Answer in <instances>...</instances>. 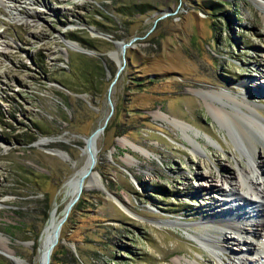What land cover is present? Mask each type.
Masks as SVG:
<instances>
[{
  "label": "rangeland",
  "instance_id": "obj_1",
  "mask_svg": "<svg viewBox=\"0 0 264 264\" xmlns=\"http://www.w3.org/2000/svg\"><path fill=\"white\" fill-rule=\"evenodd\" d=\"M262 86L264 0H0V264H17L7 251L40 264L33 233L63 214L87 172L53 264L250 257L230 229L227 242L198 234L225 211L241 217L225 201L251 207L230 191L235 181H217L223 191L205 179L211 169L219 179L220 162L240 180L238 162L264 158V134L214 109L225 100L246 115L237 97L264 122Z\"/></svg>",
  "mask_w": 264,
  "mask_h": 264
},
{
  "label": "bare ground",
  "instance_id": "obj_2",
  "mask_svg": "<svg viewBox=\"0 0 264 264\" xmlns=\"http://www.w3.org/2000/svg\"><path fill=\"white\" fill-rule=\"evenodd\" d=\"M262 87L264 88V86ZM219 94L224 96L226 100L233 99L231 95H227L225 93H219ZM236 100L240 105V109L243 112H245L246 115H243L242 113L240 114L237 111L234 112L231 108L229 109L230 104L228 105V101L225 100H223L225 102V108H220V107L218 108L217 106L215 107L213 106L217 115L223 119L226 117L225 114L229 113V115L235 118L236 122L239 124L241 129L242 127L245 128L246 126L248 128L250 126L251 128H254L256 131L261 133L263 136L264 122L251 113L252 105L246 104L245 102H243V100H239L237 97ZM228 110L230 112H228ZM247 110L250 112H247ZM243 120L245 121L244 123L238 122ZM99 132H101V130L95 131L94 134L92 135V139L94 138V136L96 137V133ZM94 142L96 141L92 140V145L94 144ZM259 143L260 140L258 138L254 139L253 152H255V149L257 150V148L259 149L261 147ZM219 144L221 145L220 142ZM97 151L98 150L92 153L94 159L96 158ZM94 164H92L91 162L90 168H94L95 166ZM216 165L219 167V169L221 168L225 172L221 173L219 179L216 180L214 170L211 169L210 175L205 179L207 182L206 186L208 188H212V189L219 188L220 190L225 191V189L221 185H219L217 181H220L222 184H224V182L228 183V180L231 179L235 181L232 187L230 188V191H235L232 194L234 196H237L240 200H242L243 205H249L251 207H247L245 209L244 208L239 209L240 207H238L236 204H235L236 206H234V204L232 205L228 201H225L223 204L226 205L227 208L228 206L235 207L234 209L235 211H237L235 213H237V215H241V217L237 218V216L235 215L234 218L233 217L230 218L228 216H232V214L231 213L229 214L228 213L229 211H225L222 214L223 216L219 217L218 219H215L212 222L210 221V222H206L205 224H202L200 226L202 229L199 231L200 234H198V237L201 239V241H204L205 243H209V244H212V242L216 238L219 239L218 241L227 242L226 238H224L226 237L225 235L226 233L222 230L221 227L230 229L231 232L234 233V235H231L230 237L236 244V247L234 249L237 248L240 252H244V253L248 252V254H250V257L247 255H243L239 257V261L236 262L226 261L224 258L221 257L219 264H234V263L244 264V262L245 263L252 262L254 264H264V158L259 157V160H257L254 153L253 162L249 166H244L243 164L238 162L239 165L238 176L242 180L236 179V173H234L232 169L226 168L225 165L222 166L220 162L217 163ZM258 170L261 171V175L257 173ZM87 174L88 172L84 174V178L82 179V181L80 180V182L77 181V178L73 180L76 183V189L77 188L79 189L80 187V192L82 191L85 175ZM91 182L94 181L92 180ZM96 187H98V185H96ZM212 209H214V207L211 208V211ZM53 210L51 211V213L53 212ZM204 212L210 214L206 207H204L200 213L204 214ZM215 212H217V210ZM48 222L49 223L45 232L43 229L39 237L41 241L39 246L40 264H43L42 258H44L45 256L46 247L48 243V242L46 243L45 249L41 248L42 234L44 232L45 239L43 240L44 241L48 240L49 236H51L52 234L56 221L52 220V218L49 217ZM244 248L245 251L243 250ZM7 253L17 262V264H22V262L19 260V258H17V256L13 252L7 251ZM224 253L226 252L224 251ZM188 264H197V263L195 261H188Z\"/></svg>",
  "mask_w": 264,
  "mask_h": 264
},
{
  "label": "water",
  "instance_id": "obj_3",
  "mask_svg": "<svg viewBox=\"0 0 264 264\" xmlns=\"http://www.w3.org/2000/svg\"><path fill=\"white\" fill-rule=\"evenodd\" d=\"M114 42L117 43V44L119 43V47L121 49L125 48V46H127V44H128L127 42H125L123 40H115ZM84 51L89 52L88 50H84ZM119 67H121V65ZM103 127H104V125L100 126L96 130H94L91 134L86 136L85 140H86V143H88V145L92 144V140H93L92 139V135L94 134V132L102 130ZM94 145H95V142H94ZM94 149L96 150V147ZM91 162H92V164H94L96 162V158L94 159V157L92 156ZM83 178H84V175L82 174L81 177H80V180L82 181ZM80 193L81 192H80V187H79V189L76 191L75 195L70 197L68 202L65 204L63 214L60 217L57 218V220L55 222L53 233H52V235L49 237V239L47 241L48 243H47V247H46L45 256H44V258H42V263L43 264H49L50 257H51V252L53 250V247L55 246V244L58 241V236H59V232L61 230L62 223H63L64 219L66 218V216H67L68 212L70 211V209H71L72 205L74 204V202L79 198ZM50 214H51V212H50Z\"/></svg>",
  "mask_w": 264,
  "mask_h": 264
},
{
  "label": "trees",
  "instance_id": "obj_4",
  "mask_svg": "<svg viewBox=\"0 0 264 264\" xmlns=\"http://www.w3.org/2000/svg\"><path fill=\"white\" fill-rule=\"evenodd\" d=\"M146 10V7H143L141 4H131V5H124L122 4V7L120 9V12L121 13H124V14H127V15H131L133 12L135 11H138V12H144ZM72 38L74 39H80L78 38L77 36H75L74 34L72 35ZM88 43H90V40H87ZM32 141V140H30ZM73 207H75L73 205ZM49 209H50V206H48V210H45L44 211V215L42 217V220L43 222H45L48 218V214H49ZM39 230H36L34 233H33V236H32V239L34 241V245L37 246L38 245V237L40 236L39 235ZM41 234V233H40ZM58 250H55L53 248L52 250V253H51V258H50V261H49V264H53L54 261H56L57 257H56V254H57Z\"/></svg>",
  "mask_w": 264,
  "mask_h": 264
}]
</instances>
